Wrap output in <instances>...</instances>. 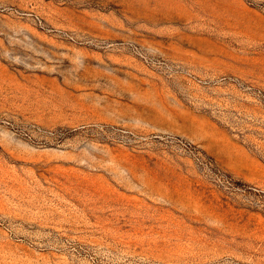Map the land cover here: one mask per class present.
<instances>
[{"label": "rangeland", "instance_id": "rangeland-1", "mask_svg": "<svg viewBox=\"0 0 264 264\" xmlns=\"http://www.w3.org/2000/svg\"><path fill=\"white\" fill-rule=\"evenodd\" d=\"M0 264H264V0H0Z\"/></svg>", "mask_w": 264, "mask_h": 264}]
</instances>
